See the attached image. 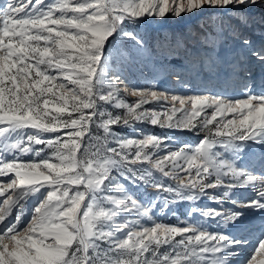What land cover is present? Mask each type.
<instances>
[{
    "label": "snow or ice",
    "instance_id": "obj_1",
    "mask_svg": "<svg viewBox=\"0 0 264 264\" xmlns=\"http://www.w3.org/2000/svg\"><path fill=\"white\" fill-rule=\"evenodd\" d=\"M170 20L181 32L147 30ZM0 198V264H254L264 0H0Z\"/></svg>",
    "mask_w": 264,
    "mask_h": 264
},
{
    "label": "rangeland",
    "instance_id": "obj_2",
    "mask_svg": "<svg viewBox=\"0 0 264 264\" xmlns=\"http://www.w3.org/2000/svg\"><path fill=\"white\" fill-rule=\"evenodd\" d=\"M184 26L185 25H184L183 21L170 20V21H168L162 25L157 24V23H153L147 28V30L151 32L153 29H155L156 32L154 34L158 35L160 33H163L164 35H168V34L173 33V32H175V33L181 32V30L184 28ZM256 36H258V30L256 33H254V37H256ZM257 41L259 42L258 39H257ZM257 71H258V69H257ZM127 75H128V79L125 81V83L128 85L129 88H131V87L143 88V87L149 86V81L146 78L147 73L145 75H141L138 71H132V72H129ZM202 81H204V78L200 77V78L193 81L194 87H190L188 89H180V88L174 87V84H175V78L174 77L168 78L165 76H161L159 78L157 86L158 87L171 88L173 91L181 93V94L191 93L194 89L200 90V89H204V88L212 90L213 92H218V91L222 90V89H220L218 87H214L210 84H207L206 87L201 86ZM228 94L234 95L235 93L229 91ZM121 95L124 96V98L129 103H131L137 99L136 97H132L130 95H127L123 91H122ZM145 107H158V105L155 102H152L149 105H145ZM113 111H122V110H113ZM139 127L144 128V130L147 132L155 133L158 135L167 131V130H162L159 128H152L150 125H140ZM120 131L125 133V134H128V135H133V133L130 129L124 128V129H120ZM170 134L175 135L179 141L185 142V143H190V144H196L198 142V140L200 139V136L203 135L201 133L200 136H195L189 132H175V133H170ZM240 193H241L243 198H246L247 196L251 195V192L249 190H245V189L239 190V196H240ZM152 194H153L152 190L148 189V192L144 193V196L148 197ZM2 199L3 198H0V200H2ZM203 203L208 204L210 206H215V205H212L210 201H204ZM188 206L189 205L187 203H179V204H176L173 206V211H175L177 216H179L180 218H184L186 215V209ZM177 216L168 215L167 217H165L164 215H161V216L156 217V219L163 220L165 223L175 224L177 222ZM250 247L245 250V252L243 254L244 256L248 255V252L250 251ZM243 255L241 256V259L244 258ZM262 260H264V255H258L257 260L254 262V264H260V261H262Z\"/></svg>",
    "mask_w": 264,
    "mask_h": 264
},
{
    "label": "bare ground",
    "instance_id": "obj_3",
    "mask_svg": "<svg viewBox=\"0 0 264 264\" xmlns=\"http://www.w3.org/2000/svg\"><path fill=\"white\" fill-rule=\"evenodd\" d=\"M259 43H260V41H259V42L257 41V44H259ZM217 83H218V82H217V80H215V79H213V80H209V81L204 80V81L201 82V86L206 87L207 84H210V85L214 86V85H216ZM249 191H250V190H249ZM240 197L243 198L242 195H241V193H240ZM249 239H250V241H252V243H254V242H255V235L249 237ZM250 246H251V245H249V247H250ZM244 252H245V251H244ZM243 256H244V255H243Z\"/></svg>",
    "mask_w": 264,
    "mask_h": 264
}]
</instances>
